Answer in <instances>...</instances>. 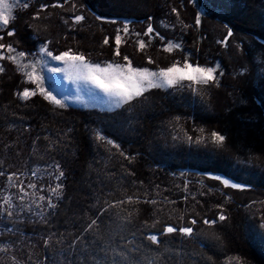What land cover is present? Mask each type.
I'll return each instance as SVG.
<instances>
[{
    "label": "trees",
    "instance_id": "1",
    "mask_svg": "<svg viewBox=\"0 0 264 264\" xmlns=\"http://www.w3.org/2000/svg\"><path fill=\"white\" fill-rule=\"evenodd\" d=\"M79 1L94 18L142 23L175 10L186 31L180 47L168 53L157 39L140 51L134 40L117 46L113 29L76 28L63 40V50L74 47V53L101 64L125 63L127 57L137 67L166 69L188 59L199 66L218 62L220 68L216 80L200 89H150L104 112L60 108L39 93L21 99L33 84L3 59L0 187L10 176L25 185L33 170L56 169L59 196L53 193L54 207L42 218L10 221L17 229L0 252V264H264V195L252 198L264 193V136L257 128L264 121L253 118L264 112V80L250 84L237 76L224 44L209 41L204 24L210 9L232 30L264 41V0ZM26 2L27 8H14L0 39L32 58L44 39L34 36L30 16L70 0ZM213 131L226 140L216 141ZM207 174L246 188L225 187ZM4 207L0 201V223ZM167 227L177 231L166 233ZM181 227H191L192 234L181 233ZM149 235H157L158 243Z\"/></svg>",
    "mask_w": 264,
    "mask_h": 264
},
{
    "label": "rangeland",
    "instance_id": "2",
    "mask_svg": "<svg viewBox=\"0 0 264 264\" xmlns=\"http://www.w3.org/2000/svg\"><path fill=\"white\" fill-rule=\"evenodd\" d=\"M6 2L13 5L11 12L12 17L13 10L19 4V0H6ZM77 15L82 16L83 19L81 21H76L75 17ZM94 16L91 12L85 9L79 0H70V2L57 7H42V9L30 16L29 26L34 33V36L41 37L44 40L39 43L32 58L24 54L23 57H18L17 63H13L24 75L25 80L33 84L34 88L29 89V91H34L35 93L41 94L37 88V85L32 83L25 75L26 72H31L34 77H37L38 83L43 86L45 92L50 93L56 99L60 100L64 104L63 108L72 107L104 112L118 110L119 108H111L107 104L101 103V99H103L102 94L98 89L93 88L91 85L74 83L67 77L65 72L49 71L51 68H64L65 65L61 61H55L51 59V57L47 56L46 53L51 52L55 56L61 54L64 51L70 50L73 54H76L74 53V47H68V50L62 49L65 47L63 45V40L68 38V36H70L72 31L76 28H80L88 32L95 30L102 31L103 28L113 29L115 32L114 41L117 35H120L121 37V43L119 44L120 46L124 45L128 41L134 40L137 44L138 50L140 51H146L148 48V43L154 39H157L162 43L161 49L168 53L173 52L180 47L182 32L186 31L185 25L183 24L178 12L175 10L168 12L162 19L146 21L143 23L135 22L133 20L114 18L110 19V17H95V19ZM220 17L221 15L219 13L209 9V12L204 19L205 29H207L209 34V41H212L215 44H224L229 60L231 63H233L235 72L239 74H236L237 76L242 79H249L250 84L253 82V80L254 82L264 80V41L245 34L239 30H232L231 27L226 26V24L221 21ZM0 24H2V22H0ZM149 26L152 28L151 33H148L147 31ZM3 27H0V29ZM125 27H127V31H125ZM229 31L232 33L231 36H228ZM1 39L0 44L4 45ZM16 41L17 40L14 39V42ZM141 43L144 45L142 48L140 47ZM169 44L173 45V47L170 51H166L165 49L169 47ZM176 45H178V47H176ZM9 46H11L13 51H8ZM41 48H44V53L40 52ZM19 52L21 51L14 44L7 46L4 45L3 48H0V57H2L0 58V69H2L1 61L3 59H8L9 56H17ZM186 56L187 58L190 57L189 54ZM187 61L191 63L188 59ZM108 63L100 64L102 66H106ZM128 63L130 62L126 61L125 63L121 64ZM183 64L184 62L176 65L183 67ZM131 65L133 67H137L133 64ZM192 65L199 66L196 64ZM211 67L215 69L214 80H216V73L220 68V65L218 62H216ZM146 68H148L150 71L156 72L161 70L153 67ZM212 81H209L208 84H210ZM208 84L205 85L193 81H181L178 84L172 85L170 87L166 86L165 88L161 89H169L176 86H184L185 88L199 87L200 89L204 86H207ZM148 90L150 89H147L146 91ZM42 96L44 97V95ZM136 98L138 97H135L134 99ZM49 102L53 104L51 101ZM53 105L59 107L58 105ZM259 113H256L253 117L255 122H257L256 120L258 119L264 121V112L261 110ZM257 128H260L259 132L264 136V124ZM242 171L245 177L253 176L252 173L246 172L245 170ZM205 176L218 180L225 187H230L237 190L246 188L245 185L239 183L238 184L240 187H231V183L234 182L232 180H230L229 185H224L223 179L225 177L221 175L207 174ZM217 176L220 177V179H216L215 177ZM29 177L33 179L28 183L25 182V185H20L12 178L11 180L7 181L5 186L0 187V201L6 206L4 207V213L1 214L5 221L0 223V252L5 251V249L8 248V237L11 236V234H13L17 229V225L15 228V225L10 223V221L16 224L17 222L24 220L25 216L33 219L42 218L45 210L49 207V201H51V197L54 193L53 190L56 189V187L53 186H56L59 175L56 169L43 168L33 170ZM44 177H47L48 179V184L46 186H44L43 182H41ZM36 180L41 182L40 185L34 183ZM50 182H52L51 186L49 185ZM30 185H32V187H30ZM46 191L48 192V198L44 196V192ZM262 195H264V193H254L252 198L258 200L259 196ZM41 196H44L45 199L41 200ZM5 198H7V200H5ZM9 210L11 213H16L15 216H13V214L9 215ZM18 234H20V232Z\"/></svg>",
    "mask_w": 264,
    "mask_h": 264
},
{
    "label": "snow or ice",
    "instance_id": "3",
    "mask_svg": "<svg viewBox=\"0 0 264 264\" xmlns=\"http://www.w3.org/2000/svg\"><path fill=\"white\" fill-rule=\"evenodd\" d=\"M19 3H22L24 8H27L29 5L26 0H19ZM12 4L6 2V0H0V27L7 25L9 23V19L11 17L12 12ZM83 19L82 16L77 15L75 17L76 21H81ZM196 23L199 24L200 20L197 18ZM125 31H127V27H125ZM148 33L152 32V28L149 26ZM12 32H9L8 35H12ZM232 33L229 31L228 36H231ZM115 42L117 46L121 43L120 35H117L115 38ZM105 43H108L107 39ZM144 45L141 43L140 47L142 48ZM4 45L0 44V48H3ZM173 45L169 44V47L166 48V51H170ZM178 47V45H176ZM8 51L11 52L13 49L11 46L8 47ZM41 53H44V48L40 49ZM119 55V52L116 53ZM47 56L51 57V59L55 61H61L65 65L64 68H51L49 71L51 72H65L67 77L71 79L74 83H82L84 85H91L93 88L98 89L102 94L103 99H101V103L107 104L111 108H120L122 105L132 101L135 97L141 96L147 89H157V88H165L166 86H172L178 84L181 81H193L200 84H208L209 81L215 79L214 72L215 69L213 67H200L193 66L187 60H185L183 67L177 66L173 64L172 66L161 69L159 72L150 71L148 68H140L133 67L131 63L121 64V63H108L106 66H102L97 62H89L86 58L81 54H73L70 50L64 51L59 55H53L51 52L46 53ZM24 53L19 52L17 56H9L13 63H17L18 57H23ZM2 58V57H0ZM127 57L125 60L127 61ZM2 70V69H0ZM25 75L28 79L37 85L39 92L44 95L46 100L51 101L53 104L58 105L63 108L64 104L52 96L50 93H46L43 86L38 83V78L34 77L31 72H26ZM36 93L34 91H29L25 89L22 93H20V98L27 100L31 96H34ZM96 98V97H94ZM212 136L216 141H225L226 136L224 134H218L213 131ZM99 138V137H98ZM108 143H112L111 140ZM116 146V145H114ZM123 154V153H121ZM63 175V173H61ZM216 179H220V177H215ZM12 177H9L11 180ZM224 185L230 184V178L223 179ZM32 187V185H30ZM231 187L236 188L240 187V185L236 182L231 183ZM59 188V185L57 186ZM23 191V189H22ZM53 192L59 196V193L54 189ZM41 200H44V196L40 197ZM7 200V198H5ZM49 207H54V205L49 201ZM11 215V211L8 212ZM219 221H224L225 216L221 214L219 216ZM93 224L96 221L92 222ZM192 224H195L196 221H191ZM205 224H215L216 221H204ZM91 227V226H90ZM177 231L174 227H167L165 229L166 233H173ZM179 231L186 235H191L193 229L191 227H181ZM148 239L152 241L153 244L158 243L157 235H149ZM238 259V258H237Z\"/></svg>",
    "mask_w": 264,
    "mask_h": 264
}]
</instances>
